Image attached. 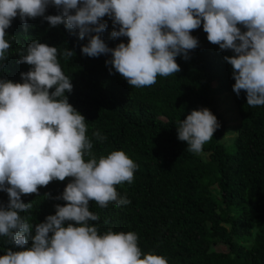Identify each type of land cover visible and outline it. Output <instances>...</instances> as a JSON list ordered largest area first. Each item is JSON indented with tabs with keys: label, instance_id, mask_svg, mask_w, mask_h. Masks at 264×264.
<instances>
[{
	"label": "clouds",
	"instance_id": "clouds-1",
	"mask_svg": "<svg viewBox=\"0 0 264 264\" xmlns=\"http://www.w3.org/2000/svg\"><path fill=\"white\" fill-rule=\"evenodd\" d=\"M48 7L55 11L45 16ZM17 16L25 25L42 16L75 44L61 49L34 39L19 53L18 63L31 66L22 82L0 79V191L8 194L7 205L0 204V236L19 249H7L0 264H168L162 255L142 252L135 232L100 234L89 224L99 219L90 201L101 208L130 203L115 186L131 183L138 165L123 150L92 153L85 117L65 95L73 85L63 57L72 58L87 37L82 54L110 53L106 64L130 86L150 87L158 76L181 70L176 57L187 59L198 47L191 33L203 24L210 43L234 53L224 57L233 69V91L243 90L250 107L264 106V0H0V61L8 58L6 29ZM105 16L113 21L111 37H127V43L109 48L101 37ZM219 127L210 109H193L178 122L177 138L200 154ZM65 178L71 179L57 197L65 203L43 222L29 223L21 213L32 204L21 196Z\"/></svg>",
	"mask_w": 264,
	"mask_h": 264
},
{
	"label": "trees",
	"instance_id": "trees-1",
	"mask_svg": "<svg viewBox=\"0 0 264 264\" xmlns=\"http://www.w3.org/2000/svg\"><path fill=\"white\" fill-rule=\"evenodd\" d=\"M54 11L48 7L45 16ZM102 22L108 25L101 37L109 48L127 43V37H111L110 17ZM6 32L11 47L7 60L0 61L5 65L0 67V79L13 82H22L21 73L31 67L18 60L32 40L61 49L75 44L42 16L28 19L27 25L17 16ZM191 34L199 44L187 59L176 57L181 70L158 76L150 87L130 86L106 64L110 53L82 54L87 37L74 48L72 58L63 57L68 72L64 74L73 85L65 95L85 117L92 153L99 157L123 150L138 165L131 183L115 186L130 203L101 208L90 201L89 211L99 219L89 224L100 234L108 229L135 232L142 252L162 255L168 264H264V106L250 107L243 90L239 96L233 91V69L224 59L234 55L232 50L210 43L203 24ZM222 102L229 105L231 123L225 122ZM204 107L220 127L202 153L194 154L177 138L178 122ZM228 129L236 133L230 146L222 141ZM97 131L106 139H97ZM70 179L53 180L39 187L38 194L22 195L32 208L21 215L35 225L55 214V205L65 203L57 197ZM7 203V192L0 191V204ZM34 234L33 228L27 237L29 247ZM9 248L19 250L0 236V255Z\"/></svg>",
	"mask_w": 264,
	"mask_h": 264
},
{
	"label": "rangeland",
	"instance_id": "rangeland-1",
	"mask_svg": "<svg viewBox=\"0 0 264 264\" xmlns=\"http://www.w3.org/2000/svg\"><path fill=\"white\" fill-rule=\"evenodd\" d=\"M229 105L222 102L220 104V110L224 115V119L226 123H231L232 120V112L228 111ZM236 133L232 129H228L226 131V135L223 137L222 141L223 143L227 144L230 146L231 144L233 145V141L235 139Z\"/></svg>",
	"mask_w": 264,
	"mask_h": 264
}]
</instances>
